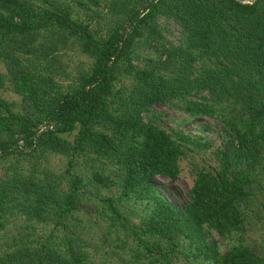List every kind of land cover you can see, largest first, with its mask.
<instances>
[{"label": "trees", "instance_id": "16d2710c", "mask_svg": "<svg viewBox=\"0 0 264 264\" xmlns=\"http://www.w3.org/2000/svg\"><path fill=\"white\" fill-rule=\"evenodd\" d=\"M0 63V264H264V0H0Z\"/></svg>", "mask_w": 264, "mask_h": 264}, {"label": "rangeland", "instance_id": "374dc122", "mask_svg": "<svg viewBox=\"0 0 264 264\" xmlns=\"http://www.w3.org/2000/svg\"><path fill=\"white\" fill-rule=\"evenodd\" d=\"M168 38L175 39L178 33V26L176 23L169 21L168 23ZM69 59L72 63H90V59L80 51H73L68 53ZM0 70L3 71V65L0 63ZM0 94L8 99H18V96L7 89L0 88ZM154 112L157 114L156 122L166 130L177 129L186 133L202 134L214 144L221 143L222 130L220 123L215 119L209 117H195L186 120V113L173 107L164 104H155L153 106ZM208 125V130L204 129ZM47 158L52 167L60 170L64 167L65 159L60 155L47 154ZM213 163L211 155L208 151L198 152L196 150H188L187 155L181 160V175L177 179H169L168 177L157 175L153 181L159 185L161 192L176 206H182L189 201L187 194L192 183L191 169L194 165H202L205 163ZM40 226V225H39ZM42 227H39L41 230ZM210 241L215 242L219 249L224 251L228 248L227 241L219 236L216 232L211 231L208 234Z\"/></svg>", "mask_w": 264, "mask_h": 264}, {"label": "built area", "instance_id": "2783aa9c", "mask_svg": "<svg viewBox=\"0 0 264 264\" xmlns=\"http://www.w3.org/2000/svg\"><path fill=\"white\" fill-rule=\"evenodd\" d=\"M240 1L247 2V1H249V0H240Z\"/></svg>", "mask_w": 264, "mask_h": 264}, {"label": "water", "instance_id": "95a60500", "mask_svg": "<svg viewBox=\"0 0 264 264\" xmlns=\"http://www.w3.org/2000/svg\"><path fill=\"white\" fill-rule=\"evenodd\" d=\"M141 10H142V9H141ZM141 10H140V11H141Z\"/></svg>", "mask_w": 264, "mask_h": 264}]
</instances>
